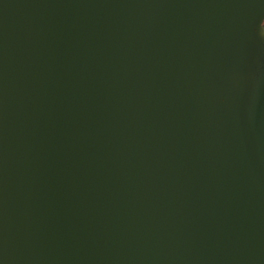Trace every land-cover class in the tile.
<instances>
[{
  "label": "water",
  "instance_id": "water-1",
  "mask_svg": "<svg viewBox=\"0 0 264 264\" xmlns=\"http://www.w3.org/2000/svg\"><path fill=\"white\" fill-rule=\"evenodd\" d=\"M0 264H264V0H0Z\"/></svg>",
  "mask_w": 264,
  "mask_h": 264
}]
</instances>
